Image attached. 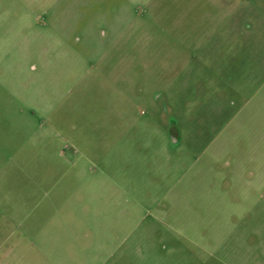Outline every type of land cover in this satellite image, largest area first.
Masks as SVG:
<instances>
[{
  "label": "rangeland",
  "instance_id": "rangeland-1",
  "mask_svg": "<svg viewBox=\"0 0 264 264\" xmlns=\"http://www.w3.org/2000/svg\"><path fill=\"white\" fill-rule=\"evenodd\" d=\"M0 264H264V0H0Z\"/></svg>",
  "mask_w": 264,
  "mask_h": 264
}]
</instances>
